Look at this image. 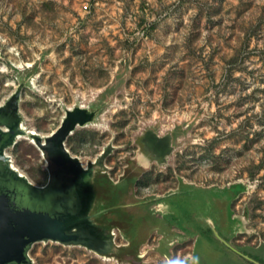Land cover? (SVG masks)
I'll list each match as a JSON object with an SVG mask.
<instances>
[{
    "label": "rangeland",
    "instance_id": "1",
    "mask_svg": "<svg viewBox=\"0 0 264 264\" xmlns=\"http://www.w3.org/2000/svg\"><path fill=\"white\" fill-rule=\"evenodd\" d=\"M82 2L0 0V103L21 83L15 67L39 57L38 90L24 89L22 109L42 133L60 125V103L73 104L74 92L87 96L120 83L107 127L78 130L68 142L72 151L95 158L115 137L121 148L107 164L117 180L121 158L135 155L134 139L145 124L179 126L187 134L171 166L155 164L141 178L139 196L185 182L231 188L232 198L223 211L224 229L216 218L220 207L211 202L221 191L167 200L179 228L199 234L176 245L174 262L183 264L194 249L195 264H232L240 248L264 264V246L255 249L264 245V0H98L90 12ZM11 154L35 183L47 181L37 147L22 140ZM218 233L230 241L220 236V243L213 237ZM234 234L249 247H236ZM155 244L152 236L146 246ZM220 249L227 252L222 258L214 255ZM31 256L34 264H135L52 242L36 244ZM143 264L167 262L151 252Z\"/></svg>",
    "mask_w": 264,
    "mask_h": 264
},
{
    "label": "water",
    "instance_id": "2",
    "mask_svg": "<svg viewBox=\"0 0 264 264\" xmlns=\"http://www.w3.org/2000/svg\"><path fill=\"white\" fill-rule=\"evenodd\" d=\"M42 60L39 57L31 65L15 67L21 83L0 103V264H34L33 247L48 242L135 264H143L152 252L164 257L167 264H176L173 250L177 242L165 243L172 239L164 221L172 215L165 214V206L174 196H194L198 190L194 185L187 190L183 183L162 195L140 197L136 187L155 164L171 166L186 131L179 126L168 129L145 124L134 139L136 156L121 158L124 171L115 180L107 164L121 148L114 145L115 137L95 158L86 161L71 151L67 141L80 129L107 127V114L117 104L115 93L122 85L111 84L87 96L74 92L73 104L60 103L64 113L60 125L51 133H42L22 109L24 89L38 90ZM22 140L41 152L48 173L45 185L35 183L16 164L11 151ZM153 235L159 236L157 243L146 246ZM214 255L222 258L220 251ZM240 257H231L230 263H238ZM195 262L194 251L184 264Z\"/></svg>",
    "mask_w": 264,
    "mask_h": 264
},
{
    "label": "crops",
    "instance_id": "3",
    "mask_svg": "<svg viewBox=\"0 0 264 264\" xmlns=\"http://www.w3.org/2000/svg\"><path fill=\"white\" fill-rule=\"evenodd\" d=\"M185 183V182H184ZM186 187L188 186L189 187V185H185ZM193 188H196V189H199L198 191H201V192H199V195L200 194H202L203 192H206V193H208V191H211V190H219V191H221V189H223V188H213V187H208V188H199V187H197V186H192ZM227 189H230V188H227ZM194 195H196L197 196V194H196V192L194 193ZM228 195L226 194V196H223V195H221V194H217L216 196H215V198H214V200H216V199H218V204H217V206L218 207H220V209H219V214L218 215H216V218H217V220H218V224H219V226L220 227H223L224 228V224L222 223L223 222V219H224V214H223V211L226 213V210L225 209H227V208H223L224 207V204H226V206L228 207V202H229V199L230 198H232L231 196H230V194H229V196L227 197ZM192 198L194 197V196H191ZM229 198V199H228ZM232 200H230V202H231ZM211 202H213V200H211ZM222 205H223V207H222ZM231 205H232V202H231ZM166 208H165V214H167V213H170L171 215H172V218H167L166 216H165V222L167 223V228H168V231H169V233L170 234H172V239L174 238V232H180L181 234H182V236L183 237H185L186 239H185V241L186 240H188V237H187V234H190V235H194V234H191V233H189L188 231L187 232H184V230H182L181 228H179V226H178V221H177V213L174 211V208H172V207H170V209H167V205L165 206ZM208 219H210V218H208ZM222 221V222H221ZM192 231V230H191ZM193 232V231H192ZM198 236H199V234H195V237L196 238H198ZM157 238L159 239V236H157V235H153V239H154V242L155 243H157ZM171 239V240H172ZM157 240V241H156ZM169 244H166V246H168ZM177 247H175V249H176ZM257 249H259V248H257ZM219 250V249H218ZM217 250V251H218ZM220 251H222V254H225V253H227L226 251H223V249H220ZM193 253H194V249H193ZM232 256V255H231ZM179 257H180V254H179ZM227 258L228 257H230V256H226ZM238 258L236 255L235 256H233V258ZM244 262H246V261H244L243 259H240V261H238V263H241V264H245ZM184 263H185V260H184ZM183 263V264H184ZM248 263V262H247ZM182 264V263H181Z\"/></svg>",
    "mask_w": 264,
    "mask_h": 264
},
{
    "label": "flooded vegetation",
    "instance_id": "4",
    "mask_svg": "<svg viewBox=\"0 0 264 264\" xmlns=\"http://www.w3.org/2000/svg\"><path fill=\"white\" fill-rule=\"evenodd\" d=\"M83 130H84V129H83ZM76 133H77V132H76ZM76 133H75V134H76ZM75 134H74V135H75ZM74 135H73V136H74ZM73 136H71V137L68 139V141H67V145H68L69 140H70L71 138H73ZM16 146H17V145H16ZM68 147H69V145H68ZM69 148H70V147H69ZM70 149H71V148H70ZM71 151H72V149H71ZM137 151H138V150H137ZM137 151H136L135 155H133V156L131 155V156H132V157L136 156ZM72 152H73V151H72ZM115 152H116V151H115ZM115 152H114V153H115ZM73 153H74V152H73ZM74 154H76V153H74ZM76 155H78V154H76ZM78 156H80V155H78ZM111 156H112V155H111ZM111 156H110V157H111ZM81 157H82V156H81ZM110 157H109V158H110ZM82 158H83L85 161L87 160V159H85L84 157H82ZM88 159H89V158H88ZM107 161H108V160H107ZM109 166H110V165H109ZM111 167H112V166H111ZM113 172H114V167H112V170H111L110 173H111V176L116 180V178L113 176ZM146 174H147V173H146ZM146 174H145V175H146ZM145 175H144V176H145ZM144 176H143V177H144ZM143 177H142V178H143ZM46 183H47V181H46L44 184H41V185H45ZM141 184H142V179H140V181H139L138 184H137V187H136L137 194L140 192V189L142 188V187H141ZM39 185H40V184H39ZM230 189H231V188H230ZM174 190H175V189H174ZM225 191H226V193H225ZM227 191H228L227 188H223V189H221V193H220V194L223 195V196H226V194H227V195L229 196V194H228ZM155 194H157V193H155ZM163 194H165V193H163ZM138 195H139V194H138ZM161 195H162V194H161ZM228 196H227V197H228ZM230 196L232 197V195H230ZM230 196H229V197H230ZM235 198H236V197H234V198L232 199V201H231V202H232V208H233V205H234ZM218 199H219V198H218ZM218 199L215 200V201L213 200L212 205H217L218 202H219ZM228 199H229V198H228ZM214 203H215V204H214ZM217 207H218V206H217ZM225 208H227L226 204H224V209H225ZM225 210H226V209H225ZM233 210H234V208H233ZM221 222H222V221H221ZM217 223H218V220H217ZM219 227H220V226H219ZM208 229H209V228H207V230H208ZM221 229H224V228L221 227ZM205 230H206V229H205ZM209 231H211V234L213 233L211 228L209 229ZM224 232H225V231H224ZM224 234H225V233H224ZM203 235H204V234H203ZM228 235H229V234H228ZM220 236H221L223 239H225L226 241H228V242L230 241V240H228V239L225 237V235L223 236L221 233H218V236H216V235L213 234V237H216V238L219 240V242L221 243L222 240L220 239ZM226 236H227V235H226ZM234 236H235V234H234L233 237H232V241H233V243L236 245V247H237V246H239V247H249V246H246V245H240V244H238V242H236V241L234 240ZM185 239H186V238L183 237L182 234L178 231V232H174V238H173L172 240L168 238V239H166L165 243H166V244H170V243L177 242V244H178L177 246H181V245L186 244L187 242H189V240H186V241H185ZM157 240H158V238H157ZM157 240H156V241H157ZM226 241H225V242H226ZM210 244H211V243H210ZM212 245H213V244H212ZM213 246H214V245H213ZM215 246H216V245H215ZM262 246H264V245H261L260 247H257V248H261ZM257 248H255V249H257ZM238 249L241 251L239 254H241V255H245V256H248V258H249V259H246V258H244L243 256L240 255V256H241V259H243L244 261L249 262V263H250V262H252V263L255 262V261H254L255 259H254V258H253L248 252H246L245 250H241L240 248H238ZM255 263H256V262H255Z\"/></svg>",
    "mask_w": 264,
    "mask_h": 264
},
{
    "label": "built area",
    "instance_id": "5",
    "mask_svg": "<svg viewBox=\"0 0 264 264\" xmlns=\"http://www.w3.org/2000/svg\"><path fill=\"white\" fill-rule=\"evenodd\" d=\"M97 5H99L98 0H83L82 9L85 12H90L92 10V8H94Z\"/></svg>",
    "mask_w": 264,
    "mask_h": 264
},
{
    "label": "trees",
    "instance_id": "6",
    "mask_svg": "<svg viewBox=\"0 0 264 264\" xmlns=\"http://www.w3.org/2000/svg\"><path fill=\"white\" fill-rule=\"evenodd\" d=\"M245 251H246V250H245ZM246 252H248V251H246ZM248 253H249L253 258H255L254 255H253L250 251H249ZM248 263H249V262H248ZM249 264H256V263H255V262H253V263L250 262Z\"/></svg>",
    "mask_w": 264,
    "mask_h": 264
}]
</instances>
